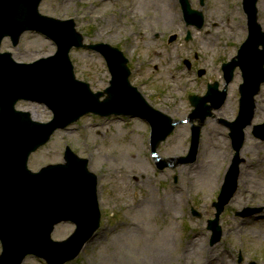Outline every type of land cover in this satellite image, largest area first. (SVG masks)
I'll return each instance as SVG.
<instances>
[{"label": "rangeland", "instance_id": "1", "mask_svg": "<svg viewBox=\"0 0 264 264\" xmlns=\"http://www.w3.org/2000/svg\"><path fill=\"white\" fill-rule=\"evenodd\" d=\"M187 1L192 10L203 13L200 30L185 24L180 0H43L39 11L73 20L85 44H108L121 50L128 59L130 83L151 106L178 123L193 115L189 96H204L207 85L213 83L222 90L221 65L236 56L247 36L242 0ZM257 15L264 31V0L257 3ZM188 34L191 38L186 41ZM54 50L50 41L33 33L24 34L16 48L5 39L1 48L21 63L47 57ZM70 59L76 79L88 83L93 92L106 89L110 75L98 53L73 49ZM200 70L205 71L202 77L197 75ZM241 83L236 69L215 119L193 122L200 130V141L191 164H180L190 147V122L177 124L156 148L164 163L159 170L151 157L149 127L144 122L106 121L93 115L69 130L57 131L30 156L28 168L37 172L46 165L63 164L68 146L76 156L88 159V169L97 177L100 229L69 264H264V141L252 135L251 127L245 129L238 155L236 193L220 217L222 235L214 246L206 229L214 214L212 203L235 156L228 128L219 121L235 119ZM255 99L252 125H263L264 84ZM17 108L40 122L52 118L49 110L37 104L19 103ZM204 151L207 170H195ZM246 160L251 168L243 165ZM211 175L220 180L216 187L206 188ZM177 192L183 193L182 201ZM246 208L262 210L257 215L263 218L236 215ZM73 231V225L59 224L51 238L62 242ZM23 264L44 262L28 257Z\"/></svg>", "mask_w": 264, "mask_h": 264}, {"label": "water", "instance_id": "2", "mask_svg": "<svg viewBox=\"0 0 264 264\" xmlns=\"http://www.w3.org/2000/svg\"><path fill=\"white\" fill-rule=\"evenodd\" d=\"M40 1L0 0V44L9 37L16 45L23 32L32 31L43 34L56 47L53 56L32 64H18L10 55L0 54V264H21L28 255L43 259L47 264H64L77 256L98 227L97 182L87 170V160L78 159L67 149L62 165H49L38 173L27 168L30 154L46 144L54 131L89 113L100 117L139 118L150 126L151 148L155 152L158 144L174 129V121L153 109L130 85L127 60L120 51L107 44L83 45V38L75 31L72 21L39 14ZM256 2L243 0L249 37L237 57L223 65L226 85L236 67L242 72L243 84L239 87L238 116L229 124L236 155L213 205L216 214L210 222L212 243L221 235L218 218L235 191L243 130L251 123L254 97L264 83V33L257 23ZM181 6L188 23L199 28L200 14L191 11L186 0ZM73 47L102 55L111 75L105 91L94 94L87 84L76 80L69 59ZM225 98L226 90L219 93L216 84L210 86L204 98H190L195 107L193 116L203 121L211 115V109L220 108ZM20 100L45 105L52 112L53 120L42 124L32 121L28 113L16 112L14 107ZM206 103L212 106H205ZM254 134L264 136V125L254 127ZM197 144L195 131L189 154L183 161L194 160ZM61 222L75 224L76 231L65 241L55 242L50 239V233Z\"/></svg>", "mask_w": 264, "mask_h": 264}, {"label": "bare ground", "instance_id": "3", "mask_svg": "<svg viewBox=\"0 0 264 264\" xmlns=\"http://www.w3.org/2000/svg\"><path fill=\"white\" fill-rule=\"evenodd\" d=\"M252 151V150H251ZM223 154V156L222 157H224V159L226 158V156H224L225 154L224 153H222ZM221 154V155H222ZM218 157H220V155H218ZM200 162H199V166H198V168H195V170H198V169H202V171H206L207 170V165H208V154H207V152L206 151H204L203 153H201V155H200ZM243 165H246L248 168H251V164H250V162H249V160H246V161H244V163H243ZM210 177H212L211 178V180H214V181H211V180H209V183H208V185L209 186H207V185H205V187L206 188H212V186H214V187H216L217 186V184H218V182H219V178L218 177H216L215 179H214V177H213V175H211ZM189 185H190V183H189ZM189 188H191V186H189ZM179 193V200L178 201H182L183 200V193H181V192H177V194ZM169 197H171L172 195L171 194H169L168 195ZM152 197V196H151ZM150 197V198H151ZM174 198H175V194H174V196H173ZM159 201H165V199H160ZM196 245V243H194V245L192 246V250H193V247ZM192 250H189L188 251V253H190V252H192ZM209 250H207L206 249V253L208 252ZM203 253H204V251H203Z\"/></svg>", "mask_w": 264, "mask_h": 264}]
</instances>
